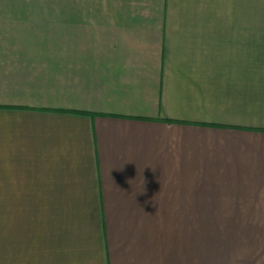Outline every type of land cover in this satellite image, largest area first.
I'll return each mask as SVG.
<instances>
[{
	"label": "crops",
	"instance_id": "crops-1",
	"mask_svg": "<svg viewBox=\"0 0 264 264\" xmlns=\"http://www.w3.org/2000/svg\"><path fill=\"white\" fill-rule=\"evenodd\" d=\"M254 203L264 0H0V264H264Z\"/></svg>",
	"mask_w": 264,
	"mask_h": 264
},
{
	"label": "rangeland",
	"instance_id": "rangeland-1",
	"mask_svg": "<svg viewBox=\"0 0 264 264\" xmlns=\"http://www.w3.org/2000/svg\"><path fill=\"white\" fill-rule=\"evenodd\" d=\"M256 205L253 208H241L240 210L235 211L234 213H242V215H247L248 213H264V207L259 206L258 203H254ZM261 205V204H260ZM264 205V204H262ZM232 212H226V213H208L209 216H211L210 219L216 220V221H223L226 219V216L231 215Z\"/></svg>",
	"mask_w": 264,
	"mask_h": 264
}]
</instances>
